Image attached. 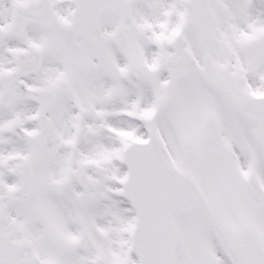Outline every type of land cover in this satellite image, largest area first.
Masks as SVG:
<instances>
[{"label": "snow or ice", "instance_id": "1", "mask_svg": "<svg viewBox=\"0 0 264 264\" xmlns=\"http://www.w3.org/2000/svg\"><path fill=\"white\" fill-rule=\"evenodd\" d=\"M0 264H264V0H0Z\"/></svg>", "mask_w": 264, "mask_h": 264}]
</instances>
